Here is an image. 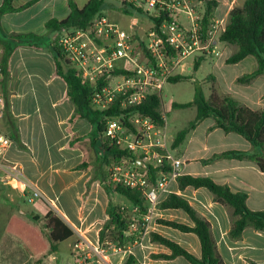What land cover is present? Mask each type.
Returning <instances> with one entry per match:
<instances>
[{
  "label": "crops",
  "instance_id": "1",
  "mask_svg": "<svg viewBox=\"0 0 264 264\" xmlns=\"http://www.w3.org/2000/svg\"><path fill=\"white\" fill-rule=\"evenodd\" d=\"M32 1L13 0V6L23 7ZM232 3L222 16H217L216 10L212 14L223 26ZM197 9L201 15V3ZM59 12H63L62 17H57ZM68 13L67 0H36L20 11L0 16V37L33 31L46 35L45 22L51 18L62 20ZM130 26L134 35L143 34L138 32L139 26ZM57 35L53 33L51 40L48 38L50 42ZM49 43L40 45L38 50L18 45L9 59L7 91L20 146L15 144L0 163V264H124L130 255L138 264H190L181 256L172 259L159 257L171 255V250L152 243L150 233L178 244L199 258L200 242L195 234L180 232L157 222L165 220L192 227L188 215L180 209H159L156 204L149 205L141 229L137 223L130 226L129 233L141 230V237L128 249L104 251L100 247L98 235L107 220L105 211L109 199L121 207L130 209L132 206L128 201L116 202L115 194L108 196L98 181L92 180L94 174L103 178L88 165V160L100 162L93 153L84 151L78 143L69 146L72 138L86 137L90 125L84 119L69 122L74 106L66 97V84L55 75L54 60L47 49ZM236 51L235 45L217 40L214 53L192 59L189 68L193 69L199 58H202L199 67L208 60V78L213 85L211 92L214 90L218 96L228 95L252 110L264 112V74L249 84L239 83L240 77L256 69V60L248 56L238 63H227L226 60ZM214 125L211 117L202 120L179 147L172 149L174 158L182 162L179 174L209 177L219 185H226L233 193L245 194L248 210H264V172L254 162L231 158L211 160L213 156L228 151L250 152L251 144L242 136L226 133ZM83 162L86 168L79 169ZM169 189V193L187 200L211 224L224 264H264V231L246 228L240 240L232 241L228 236L231 227L229 209L216 203L207 189L187 187L180 190L176 181L169 184ZM33 190H37L41 197L28 203L26 196ZM16 191H19V204L16 201L17 205L13 206L14 202L9 200ZM169 193L162 194L159 202ZM4 202L9 204L4 205ZM48 212L56 214L71 229L73 236L62 242L68 243L65 258L58 256L57 251L56 255L47 254L37 262L18 238L6 232V227L11 218L17 217L39 228ZM34 216L39 217L38 222L32 221Z\"/></svg>",
  "mask_w": 264,
  "mask_h": 264
},
{
  "label": "trees",
  "instance_id": "2",
  "mask_svg": "<svg viewBox=\"0 0 264 264\" xmlns=\"http://www.w3.org/2000/svg\"><path fill=\"white\" fill-rule=\"evenodd\" d=\"M26 6L15 8L13 0H2L0 6V16L20 11ZM202 3L201 31L206 30L209 19L217 6L214 0H198ZM105 0H88L82 7H79L75 0H67L69 9L68 15L58 20L51 18L44 24V28L49 33H61L69 30H89L92 21L96 16H103V6ZM119 10L125 15H129L132 10L144 13L131 4L122 3ZM149 14L148 12H146ZM156 28L163 17L149 16ZM52 40L47 49L55 64V75L66 84V97L74 106V111L69 118L73 123L77 119H84L90 125V132L84 138H72L69 146L78 143L84 151L93 153L98 160L108 157L111 162H118L124 158L131 164H136L135 156L127 151L120 150L116 146H110L104 139L106 130V120L109 117H122L124 124L130 125L127 118L133 113L151 117L156 123L162 125L164 116L161 113V95H150L138 107L134 109H121L120 101H115L105 110H98L91 104L92 94L103 85V81L97 85L83 82L77 70L65 59L63 53L56 42ZM218 40L227 45H235L237 51L232 54L226 62L235 64L252 56L256 60V69L251 73L240 77L237 81L242 84L251 83L256 77L264 74V0H243L240 5H235L229 10L227 21L221 30ZM41 37L34 33L17 34L0 37V68L2 78L0 80V92L3 96L2 123L7 136L14 141L17 147L20 146L19 135L15 124V119L10 112L9 94L7 85L9 81V59L18 45H25L28 48L38 50L40 48ZM202 58L193 64L196 71ZM125 73L122 70H115L114 74ZM191 77L184 75L172 76L167 82L177 83L190 80ZM173 109H195V117L188 125L180 130L174 137L171 144L172 149L179 147L186 139L188 133L202 120L211 117L215 121V128H220L226 133H236L245 138L252 146V151H228L213 156L211 160L217 158H231L237 160H248L254 162L260 171L264 172V112L252 110L228 95H217L215 91L207 98L199 89H196L195 97L187 103H172ZM83 162L79 169L86 168ZM170 166L167 161L162 165L149 166V179L155 182L158 172H169ZM92 180L98 181L106 194H118L123 196L130 204L131 208L121 207L109 199L106 207L107 220L103 223L99 231L98 241L104 251L112 249L126 250L141 237V230L133 234L129 233V228L134 223L140 227L144 225V218L148 214L150 203L145 199L142 192L135 188H129L122 184L113 183L104 177H96ZM180 190L187 187L195 189L205 188L213 196V200L228 208L230 212L231 227L228 233L232 241H238L246 228L264 231V210L250 211L246 207V195L243 193H233L226 185H219L209 177L191 176L179 174L175 179ZM159 209H180L184 211L193 222L189 227L184 224L158 220L161 225L173 228L184 233H193L200 242L201 255L199 258L191 255L178 244L158 235L150 233V241L166 246L171 250L169 256H159L165 259L183 257L190 264H224L222 257L218 253L216 241L214 239L211 224L194 210L187 200L181 196L170 193L167 197L156 204ZM32 221L38 222L39 217L34 216ZM6 232L18 238L26 247L30 255L39 262L47 254L56 255L58 245L73 236L71 229L54 213L48 212L42 218L39 228L32 227L28 223L17 217L9 220ZM124 264H138L136 259L130 255Z\"/></svg>",
  "mask_w": 264,
  "mask_h": 264
},
{
  "label": "built area",
  "instance_id": "3",
  "mask_svg": "<svg viewBox=\"0 0 264 264\" xmlns=\"http://www.w3.org/2000/svg\"><path fill=\"white\" fill-rule=\"evenodd\" d=\"M119 1L151 11L153 17L162 16L163 20L156 28L147 30L140 42L132 26L129 31L121 29L105 15L96 16L89 30L63 31L56 37L65 59L83 82L97 85L103 81L91 97L92 106L98 110L107 109L115 101H120L121 109H134L148 96L159 95L164 84L178 73L185 61L214 53L224 28L212 16L206 30L201 31V15L197 12L201 2L198 0ZM118 61L123 64L117 65ZM115 70L125 73L114 74ZM2 104L0 92V120ZM127 122L130 127L123 123L122 117H109L104 139L110 146L133 154L137 163L124 171L122 165L129 163L128 160L122 158L114 162L109 179L140 190L150 205L157 204L162 194L170 192L169 184L179 175L182 162L171 153L173 139L169 137L165 118L160 125L149 116L133 113ZM14 147V141L0 130V163ZM164 161L169 164L170 171H160L155 182L150 181L149 166L157 167ZM40 197L41 194L33 190L26 201L30 203Z\"/></svg>",
  "mask_w": 264,
  "mask_h": 264
},
{
  "label": "rangeland",
  "instance_id": "4",
  "mask_svg": "<svg viewBox=\"0 0 264 264\" xmlns=\"http://www.w3.org/2000/svg\"><path fill=\"white\" fill-rule=\"evenodd\" d=\"M87 0H75L76 4L79 7H82ZM105 4L103 6V15H106L108 19L119 26L121 29L129 31V25L134 24L140 27L138 32L145 33L150 27L153 26V22L149 19V16L153 15V12L149 11L147 14L146 11L144 13H139L136 10H132L129 15H125L122 13L119 8L122 7V4L119 0H105ZM217 3L215 7L217 16H222L226 9L229 7V4L232 3V0H214ZM243 0H235L232 3V6L240 5ZM60 11V10H59ZM198 11V9H197ZM63 12H59L57 17H62ZM184 20V18L182 17ZM45 29V28H44ZM35 34L41 37L40 45L46 46L47 43L51 40L52 33H49L46 29V35H40L37 31H33ZM135 36L138 42L141 41V36ZM46 36V37H45ZM50 40H49V39ZM192 59H188L184 62L183 66L179 69L178 72H182V74L186 76H191L190 80L187 81H180L177 83H170L166 82L163 86V89L160 93L162 98V107L161 113L163 114L166 122H167V129L169 137L174 139L175 135L185 128L190 121H192L195 117V109L194 108H187V109H173L171 107L172 103H187L194 99L196 89H199L202 94L207 98L212 92V82L209 80V70H208V60L202 62L200 67L197 71H193V69L189 68V64L191 63ZM123 64L121 61L117 62V65ZM180 75V73H176L174 76ZM117 80V78L115 79ZM0 130L5 132V129L0 122ZM172 144V142H171ZM113 162L106 157L100 162L95 160H88V165L96 170V173L99 176H103L105 179L108 178L110 180L111 168ZM124 171L128 170L129 168H134L133 164H124L122 165ZM18 193L14 192L12 198H10V202L13 203V206H16L18 203ZM20 195V194H19ZM116 202H127V200L118 194L114 195ZM17 199V200H16ZM17 201V202H16ZM17 204H16V203ZM8 202H4V205H8ZM22 204V203H21ZM68 253V243H60L58 246V256L66 257Z\"/></svg>",
  "mask_w": 264,
  "mask_h": 264
}]
</instances>
